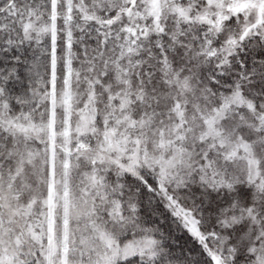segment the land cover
I'll use <instances>...</instances> for the list:
<instances>
[{
  "label": "snow or ice",
  "instance_id": "1",
  "mask_svg": "<svg viewBox=\"0 0 264 264\" xmlns=\"http://www.w3.org/2000/svg\"><path fill=\"white\" fill-rule=\"evenodd\" d=\"M0 264H264V0H0Z\"/></svg>",
  "mask_w": 264,
  "mask_h": 264
}]
</instances>
